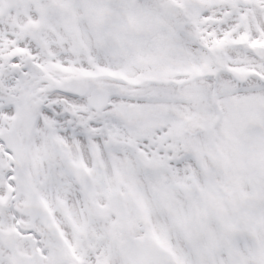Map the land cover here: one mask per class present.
<instances>
[{"label": "snow or ice", "instance_id": "obj_1", "mask_svg": "<svg viewBox=\"0 0 264 264\" xmlns=\"http://www.w3.org/2000/svg\"><path fill=\"white\" fill-rule=\"evenodd\" d=\"M0 264H264V0H0Z\"/></svg>", "mask_w": 264, "mask_h": 264}]
</instances>
